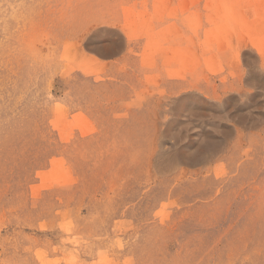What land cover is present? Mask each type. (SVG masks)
<instances>
[{"label": "rangeland", "instance_id": "374dc122", "mask_svg": "<svg viewBox=\"0 0 264 264\" xmlns=\"http://www.w3.org/2000/svg\"><path fill=\"white\" fill-rule=\"evenodd\" d=\"M212 2L195 0L199 29L190 48L194 57L188 61L186 54L147 69L138 88L147 93L162 72L182 74L190 62H200L205 83L229 86L220 94L222 100L234 98L227 109L190 114L196 122L206 120L211 138L221 142L209 158L213 170L198 174L183 172L182 166L150 165L147 155L156 148L160 124L146 113L134 112L135 107L130 117L116 119L108 131L90 134L98 126L95 114H85V119L78 116L79 109L70 111L55 78L49 90L40 89L53 36L97 17L102 7L98 0H0V264H264V140L244 144L249 156L240 160L252 159L246 169L244 163L230 169L220 157L229 152L237 130L264 132V83L246 85L244 79L240 83L246 66L234 47L235 32L248 41L255 35L259 45L248 42L242 49L263 54L264 0ZM179 3L139 1L122 11L118 23L91 22L83 42L77 38L76 46L63 50L61 68L99 70L101 65L88 57L97 55L88 42L103 28L118 43L108 58L125 51L130 35L152 37L140 56L150 65L165 46L168 31L157 33L161 19L174 7L187 12L190 0ZM254 17L257 23L252 22ZM251 27L257 33H247ZM221 34L223 38L217 39ZM239 88L257 95L244 102L238 99ZM189 94L215 102L191 88L175 95ZM140 97L133 93L131 100ZM169 119L158 118L162 129ZM183 120L172 133L182 128ZM173 138L159 137L162 148L157 147L156 159L162 161L163 149L171 150ZM204 141L194 138L195 143ZM70 176L75 180L71 182Z\"/></svg>", "mask_w": 264, "mask_h": 264}, {"label": "bare ground", "instance_id": "6f19581e", "mask_svg": "<svg viewBox=\"0 0 264 264\" xmlns=\"http://www.w3.org/2000/svg\"><path fill=\"white\" fill-rule=\"evenodd\" d=\"M139 1L143 2L146 0H98V3L101 4L102 7L99 9L97 17L88 20L82 25L70 26L69 27L70 29H68L67 31L65 30L64 32L55 34V36H53L52 38L53 41H50L49 48H48L50 52L49 64L44 66L43 68L44 73H43V76L40 77L39 87L43 92L47 89L49 90L50 80L52 78H55V80L57 81L58 87L61 89V91L64 92V98H65V101L67 102L68 109L70 111L79 109L80 111H79L78 116L82 115L81 117L85 119H86L85 114H92V113L95 114L98 117V126L93 127L92 130L88 132L90 134L98 133L102 131L103 132L108 131V129L110 128V126H112V124L114 123L116 119L117 120L122 119V118L127 119V117H130L131 108L135 107V108H132L135 110L134 112L146 113L150 117L154 118L153 123H156V125L160 124L158 126V132L160 133V136L157 137L156 148L155 147L151 148L150 153L147 155V159H148L147 161L150 163L152 167L154 168H159V167H162V168L178 167L180 168L182 166L181 170L183 172L193 171L198 174H201L204 172L207 173L209 170H213L211 167V162L209 158L212 157L211 155L212 153H215V151L218 150L219 144L221 142L219 139L211 138L210 136L211 133L205 129V127L209 125V123L206 120L196 122L195 120L191 119L190 114L197 113L200 115H207L208 112L214 113V112H219V110L221 109L223 110L227 109L228 107L227 105L230 102H232L234 98H227V99L222 100L220 94L223 92H226L229 86H226L224 84L211 85V84L205 83L204 78L202 77L203 74H202L200 62H190L188 69L186 68L187 72H184L182 74L181 73H169L168 71L162 72V74L159 77L160 81L156 84V86H154V88L151 91L144 93L143 91L141 92L138 90V88L143 83L142 78L145 72L147 71V69L148 70L152 68L158 69L164 63L175 62L179 58H182L184 55L186 56V54L189 55V57L187 58L188 61H190L189 59L191 57L192 58L194 57L193 56L194 54L191 52L190 48H192L191 46L195 44V36L197 37V32L199 29L198 28L199 25L197 23V12L195 9V0H190V4H189V8L187 9V12L177 10V8L174 7L170 9L166 17H163L161 19L157 33H164V31L166 32L168 31L164 38L165 46L161 47L162 51L158 53V57L156 59H153L150 65L143 63L140 59V56L142 52H144L145 47L148 45L149 40L152 37L148 39L146 37L143 38L142 36H131L130 35L128 36V44H127L125 51L119 57L108 58L112 56L114 53H116V46L118 43L114 39H109L106 36V33H108L109 30L103 28V29H99L95 31L93 33L92 38H90L88 42L89 45L92 47V49H94L95 52L97 53V55L93 57L92 56H88V57L91 58L92 61L96 60L97 61L96 63L99 65V67L101 65L99 70H95V69L88 70L87 68H84L80 65L77 67H70L66 71L63 69L66 66L61 68L62 67L61 57H63L62 56L63 50H65L68 47V45L70 47V44H73V46H76L74 44H76L77 38L80 40V43H82L85 34L89 32V29H90L89 27L92 24L91 22H95V23L108 22L112 24L118 23L120 21V14L122 13V11L131 9V6ZM178 3H179V0H178ZM208 5H210V3ZM182 6L184 7V5ZM187 6L188 5H186V7ZM139 14H141L140 11H139ZM259 14H262V13H259ZM145 16L143 15V17ZM239 17L241 16L239 15ZM254 19L255 17L253 18V20ZM243 21H240V22L243 23ZM246 21H249V20H246ZM254 21L252 22L257 23L256 21L255 22ZM257 21L259 22V18L257 19ZM145 22L147 23V21ZM250 22L251 21L247 23H250ZM252 22L249 25H252L253 24ZM247 23L245 24L248 25ZM219 26L220 25H218L219 31H221L220 27L222 29V24L220 27ZM225 26L227 27L228 25H225ZM226 27L223 28L224 31ZM252 27L247 28L248 29L247 33L250 32L249 30H251V33H252V30L255 31L254 28L252 29ZM142 29L143 28H141V30ZM229 30L230 32L232 31L234 33V29H229ZM262 30L263 29H260V31ZM206 31H204V33ZM253 33H257V32H253ZM211 34H214V32ZM235 34L237 36V41L234 45V47L236 48V55L238 58L242 56L243 63L246 66V71L243 70L242 73H240V76H239L240 83L243 79L245 80L246 85L264 83L263 81L264 80V52L261 55L260 54L253 55L242 49V47L247 46L248 42L251 46L257 47L259 45L257 37L255 35H251L249 36L250 40L248 41L247 38L239 35L238 32H235ZM214 36L216 35L214 34ZM220 36H222V34L219 35L217 39H219ZM215 42H218V40L217 41L215 40ZM224 43H226V41H224ZM261 43L262 42L260 40V44ZM226 45L227 43L225 44V46ZM86 47H88L87 43H86ZM227 47L229 46L227 45ZM64 52H67V50ZM70 58H69V62H70ZM257 58L259 62L257 61ZM184 59L186 60V57H184ZM185 60L183 61L185 62ZM195 60L196 59H193V61ZM208 60L212 61V59H208ZM180 61L182 62V60ZM252 61H254L253 64H252ZM211 64L213 65L212 62ZM178 65L180 64L178 63ZM125 75L127 76L125 77ZM121 76L125 77L124 80L122 81L118 79V77H121ZM89 84H92L94 88H90ZM240 87H241V84H240ZM189 88L198 90L200 93H205L211 99L215 100V102H212V101L209 102L203 98H200V96H197L195 94L179 96L184 90L189 89ZM239 89H238L239 90L238 95L240 98L238 99H241V100L244 99V102H247V100H253L254 95H257L253 93L250 89H245V88H239ZM133 93L136 94L138 97L140 96L141 97L137 98V100L135 101L131 100V96ZM175 94H179V95H175ZM118 111H122V114H119ZM184 112H187L188 114L184 115L183 114ZM172 116L173 118H171ZM241 116H242L241 113L237 115V117H241ZM159 117H163L166 120L170 118L168 122L165 124V126L163 127L164 129H162L163 123H158ZM179 119H185L181 121L183 126L180 129H176V133H172L174 127L177 125V122H179ZM71 121L73 122L72 119ZM86 134L87 133L84 131V133L81 135L82 138ZM167 134L174 136V138L169 143L171 150L168 152L167 150L163 149L162 155L160 157V159L162 158V161H161V160L156 159L155 152L158 151L157 147L162 148V143L160 142L159 137L165 136ZM194 138H197L198 140H200L201 138H204L205 143L204 144L201 142L195 143ZM262 140H264V132H248V131H244L243 129H239L237 130L236 138L234 142L232 143L229 152L225 155H221L220 157L225 159L230 169L236 168L242 163H244L242 164V169H246L248 168V165L246 164V162H250L252 161V159L248 158L245 160H240L243 156H245V158L249 156V153L245 149L243 150L244 144L248 143L249 146H253ZM180 141H184V142L180 144ZM217 173H219V171L214 169V174H217ZM73 177L74 176H72V179H71V176H70L71 182L73 180ZM74 180H75V177H74ZM261 249L264 250V246H262ZM253 262L254 260L252 261V263Z\"/></svg>", "mask_w": 264, "mask_h": 264}]
</instances>
